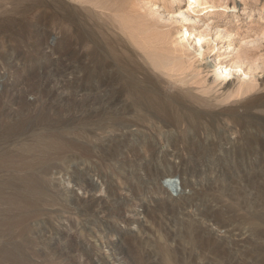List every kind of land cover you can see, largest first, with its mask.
<instances>
[{
	"label": "rangeland",
	"instance_id": "rangeland-1",
	"mask_svg": "<svg viewBox=\"0 0 264 264\" xmlns=\"http://www.w3.org/2000/svg\"><path fill=\"white\" fill-rule=\"evenodd\" d=\"M246 1L253 8L247 19L241 1L228 8L237 44L264 29L260 0ZM55 10L47 5L42 30L8 32L0 42V264H264V191L257 169L248 175L243 141L218 118L209 131L221 138L215 141L152 139L144 148L116 130L100 133L101 103L139 109L142 100L122 90L119 60L127 58L139 83L151 66L117 23L76 12L97 25L88 32L79 23L76 31ZM195 65L209 77L204 61ZM99 79L105 91H90ZM176 100L175 109L206 112L193 124L212 118L191 94ZM183 132L189 136V126ZM164 171L177 187L159 182Z\"/></svg>",
	"mask_w": 264,
	"mask_h": 264
},
{
	"label": "bare ground",
	"instance_id": "bare-ground-1",
	"mask_svg": "<svg viewBox=\"0 0 264 264\" xmlns=\"http://www.w3.org/2000/svg\"><path fill=\"white\" fill-rule=\"evenodd\" d=\"M237 1H241L245 7L249 6L246 0ZM258 1L251 0L254 5ZM48 4L56 6L54 14L64 25L72 26L76 31L81 30L79 23L88 32H92L97 26L86 21L84 25L77 19L76 12H89V17L94 18L97 24L108 22L116 27L117 23V30L129 38L127 44L133 50H140L151 66L150 74L139 83L135 71L129 68L127 58L119 60L122 90L135 99L142 97V100L136 103L139 109L125 105L118 108L114 105L116 108L111 110L107 106L110 104L109 100L101 103L104 120L98 128L100 133L116 130L123 141H135L144 148L149 144L146 140L152 139L168 145L173 140L177 142L180 137L182 139L178 140H188L191 143L198 138L208 139L211 135L212 140L221 139L217 132H209L216 129L214 123L218 118L230 135L235 136L236 140L241 139L246 145L247 155L246 152L244 154L248 161V175L251 178L257 169L259 187L264 191V29L240 38L241 42L236 43L235 33L226 26L228 8L235 9L236 0H233L231 6L225 0H0V42L8 32L42 30L48 16L44 12ZM246 9L247 7L241 11L245 19L251 16L253 8ZM263 10L264 0H260L258 14ZM202 15L207 18L202 19ZM220 19L225 22L224 26L220 24ZM200 21L202 25L198 24ZM221 48H224L223 52L216 54ZM111 55L118 59L114 51ZM200 61H204V66L208 67L209 77L202 75L200 64L195 65V62ZM68 68L65 67L66 70ZM97 83L95 86L89 85L88 89L97 90L96 93L98 90L105 91L100 79ZM2 86L0 81V87ZM186 93L191 94L197 102H202L205 109L212 111L209 114L212 117L210 120L193 124L192 120L199 119L206 112L174 108L181 103L176 100V96ZM187 126L190 128V135L179 136ZM199 128H205L207 133L203 132V136L194 135ZM220 136L228 142L234 140L227 139L224 133ZM152 150L153 154H157L155 147ZM171 172L164 171L158 176L159 182L161 180L168 188L177 187V182L172 181L175 179ZM182 185L180 182L181 187Z\"/></svg>",
	"mask_w": 264,
	"mask_h": 264
}]
</instances>
